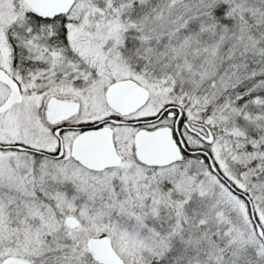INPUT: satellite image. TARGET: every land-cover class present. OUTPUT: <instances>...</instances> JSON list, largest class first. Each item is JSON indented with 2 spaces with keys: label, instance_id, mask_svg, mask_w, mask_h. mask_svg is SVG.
<instances>
[{
  "label": "snow or ice",
  "instance_id": "snow-or-ice-1",
  "mask_svg": "<svg viewBox=\"0 0 264 264\" xmlns=\"http://www.w3.org/2000/svg\"><path fill=\"white\" fill-rule=\"evenodd\" d=\"M0 264H264V0H0Z\"/></svg>",
  "mask_w": 264,
  "mask_h": 264
}]
</instances>
